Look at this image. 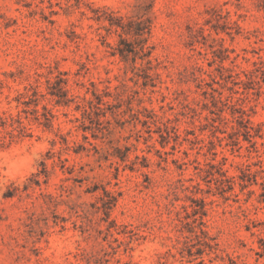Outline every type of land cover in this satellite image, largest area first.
Listing matches in <instances>:
<instances>
[{
  "label": "rangeland",
  "instance_id": "374dc122",
  "mask_svg": "<svg viewBox=\"0 0 264 264\" xmlns=\"http://www.w3.org/2000/svg\"><path fill=\"white\" fill-rule=\"evenodd\" d=\"M34 88L0 142V264H264V0H0V114Z\"/></svg>",
  "mask_w": 264,
  "mask_h": 264
},
{
  "label": "trees",
  "instance_id": "16d2710c",
  "mask_svg": "<svg viewBox=\"0 0 264 264\" xmlns=\"http://www.w3.org/2000/svg\"><path fill=\"white\" fill-rule=\"evenodd\" d=\"M254 65H255L254 69L243 72L246 77V80L241 79L240 75L237 74L236 77H238L239 82H234L235 86L239 84L245 85L249 81L254 82L258 85L260 84L259 79L261 78V74L259 72L261 71L260 70L261 68L259 66V63H254ZM225 70H226L225 67L220 66L219 68V71L221 72L220 79H218V77L216 76L210 75L212 78V81L219 85H222L223 82L227 83L228 82L226 79L227 77L225 76V73H224ZM231 77H234V76H231ZM197 80L201 82L200 86H202V83H205V79H197ZM52 84L53 83L49 81V85H52ZM212 89H213V92H217L218 94H221L219 92V89H214V88ZM231 89L233 90L234 88H231ZM51 90L52 89H50L49 94H51L52 96H59V98H61L60 95L54 93ZM244 90H247V88L244 87ZM236 92H239V91H236ZM40 96H44V95L40 93L36 88H34L33 94L27 96L28 100L21 102L23 107L21 110H19L16 116L6 117L5 115L0 114V142L5 143L7 141H13L14 139L19 138L20 136H24V134H26V132L28 131V127L22 121V118H23L22 113H28L29 111H32L33 113L38 114L39 110L37 109V105L33 109H30V107L33 103H36L38 101ZM212 98H213V102L215 106L217 107V109H220V107H232V108L236 107V103H232L228 99H223L221 95L217 97L214 93H212ZM57 103L67 104V102L62 101V99H59ZM232 117H233V120L237 122L238 125L233 127L234 133L232 135H229V138H231L232 140L233 137L236 135L237 137L233 141L239 144L240 136L242 135L244 136L245 140H248L249 142L257 146L258 142L257 141L253 142L252 140L254 138V135L251 132V127H249L248 124H246L248 120L245 118V112L244 111H241V112L237 111V113L233 112ZM206 120H207V124L205 125H207L208 127L211 126L213 128L216 127L214 124L210 122V120H208V118H206ZM159 129H161L164 133H166V136H164V134L161 133V137L164 139L170 140L173 136H177L178 138H180V135H178L176 128L172 125L171 120L164 122L163 126ZM216 139H218L219 141H224L226 140V137L216 136ZM200 141H205V140L204 138H200ZM201 172H204V171L201 170ZM199 186H200V183H197L196 185L186 186V189L192 190L193 188H198ZM203 234H205V232H203Z\"/></svg>",
  "mask_w": 264,
  "mask_h": 264
}]
</instances>
